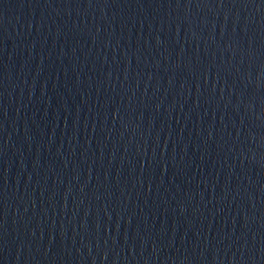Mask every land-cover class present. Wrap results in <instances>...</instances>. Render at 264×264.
I'll use <instances>...</instances> for the list:
<instances>
[{
  "label": "water",
  "instance_id": "obj_1",
  "mask_svg": "<svg viewBox=\"0 0 264 264\" xmlns=\"http://www.w3.org/2000/svg\"><path fill=\"white\" fill-rule=\"evenodd\" d=\"M0 264H264V0H0Z\"/></svg>",
  "mask_w": 264,
  "mask_h": 264
}]
</instances>
